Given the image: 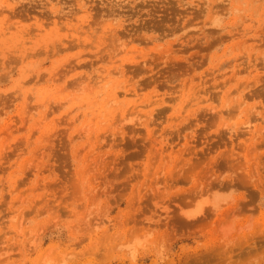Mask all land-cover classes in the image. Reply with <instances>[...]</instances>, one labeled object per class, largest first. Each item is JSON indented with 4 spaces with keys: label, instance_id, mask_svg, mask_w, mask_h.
Returning a JSON list of instances; mask_svg holds the SVG:
<instances>
[{
    "label": "rangeland",
    "instance_id": "rangeland-1",
    "mask_svg": "<svg viewBox=\"0 0 264 264\" xmlns=\"http://www.w3.org/2000/svg\"><path fill=\"white\" fill-rule=\"evenodd\" d=\"M0 264H264V0H0Z\"/></svg>",
    "mask_w": 264,
    "mask_h": 264
},
{
    "label": "clouds",
    "instance_id": "clouds-1",
    "mask_svg": "<svg viewBox=\"0 0 264 264\" xmlns=\"http://www.w3.org/2000/svg\"><path fill=\"white\" fill-rule=\"evenodd\" d=\"M163 251H164V250H163V248H162V249H161V255H162V259H163Z\"/></svg>",
    "mask_w": 264,
    "mask_h": 264
}]
</instances>
